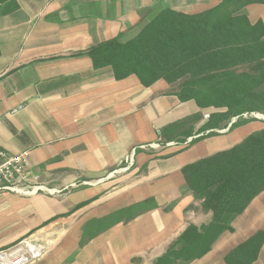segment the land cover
I'll list each match as a JSON object with an SVG mask.
<instances>
[{
	"label": "crops",
	"instance_id": "obj_1",
	"mask_svg": "<svg viewBox=\"0 0 264 264\" xmlns=\"http://www.w3.org/2000/svg\"><path fill=\"white\" fill-rule=\"evenodd\" d=\"M15 1L18 8L0 16V148L27 153L31 182L51 193L1 196L0 251L28 239L47 244L36 264H156L189 226L212 221L188 191L183 168L233 148L264 123L217 131L194 145L198 136L175 138L157 152L167 127L205 111L181 102L164 80L148 88L136 76L117 81L85 53L135 36L161 11L197 15L222 0ZM245 13L252 24L264 23L263 4ZM130 154L135 165L124 171ZM139 204L144 210L133 218H118ZM232 227L190 264H228L240 246L264 235V193ZM253 264H264V244Z\"/></svg>",
	"mask_w": 264,
	"mask_h": 264
},
{
	"label": "trees",
	"instance_id": "obj_2",
	"mask_svg": "<svg viewBox=\"0 0 264 264\" xmlns=\"http://www.w3.org/2000/svg\"><path fill=\"white\" fill-rule=\"evenodd\" d=\"M254 4L264 5V0H222L197 15L164 10L142 21L135 36L120 35L85 54L96 69L110 67L117 81L136 76L148 88L164 80L178 88L181 102L194 101L201 111L210 110L195 135L181 133L189 120L161 133L165 143L198 136L194 145L217 131L231 133L261 121L250 117L254 114L264 116V23L252 24L245 13ZM17 8L15 0H0V16ZM182 172L188 191L202 202L204 212L212 213V221L189 226L156 264H190L207 255L225 232L234 231L232 223L264 193V128ZM143 210L139 204L119 212L118 218L131 219ZM263 244L264 235L257 234L228 256V264L255 263Z\"/></svg>",
	"mask_w": 264,
	"mask_h": 264
},
{
	"label": "built area",
	"instance_id": "obj_3",
	"mask_svg": "<svg viewBox=\"0 0 264 264\" xmlns=\"http://www.w3.org/2000/svg\"><path fill=\"white\" fill-rule=\"evenodd\" d=\"M209 118V115L206 116ZM247 117V116H245ZM235 121V120H234ZM133 156L127 162L133 163ZM28 154L11 155L0 148V198L11 193L29 197L39 192L51 193V190L39 184H33L28 174ZM47 253V245L24 240L18 245L0 251V264H36L35 254Z\"/></svg>",
	"mask_w": 264,
	"mask_h": 264
},
{
	"label": "rangeland",
	"instance_id": "obj_4",
	"mask_svg": "<svg viewBox=\"0 0 264 264\" xmlns=\"http://www.w3.org/2000/svg\"><path fill=\"white\" fill-rule=\"evenodd\" d=\"M210 110L209 111H205V114H202V115H195V116H193V117H190L188 120L189 121H187L188 123H187V125L181 130V133H184V132H192L193 130V128H194V125H196V124H200V123H202V122H205V121H207L208 120V118L206 117L207 115H210ZM249 116H247V117H245V118H248ZM250 117H253V118H264V116H261V115H252V116H250ZM202 118V120H199V119H201ZM237 120V119H236ZM235 120V121H236ZM199 121V122H198ZM235 121H233V123L235 122ZM261 121H263L264 122V120L263 119H261ZM186 134V133H185ZM180 137V136H179ZM165 142H166V139L163 137L162 139H161V141H159V143L161 144L160 145V147H157V149H158V151L157 152H161L162 150H164V148H163V144H165ZM147 149H150V148H147ZM132 156V154H130L127 158H126V163H124V166H123V169H124V171H127V170H132V168L134 167V165H135V154H134V156H133V163H130V162H127V160H128V158L129 157H131ZM123 169H121V170H119L120 171V175L119 176H123ZM125 175V174H124ZM24 240H26V239H22L21 241H19L17 244H15V245H18L19 243H21L22 241H24ZM36 243H38V242H36ZM40 244H43V243H40ZM47 245V244H46ZM13 247V246H12Z\"/></svg>",
	"mask_w": 264,
	"mask_h": 264
},
{
	"label": "bare ground",
	"instance_id": "obj_5",
	"mask_svg": "<svg viewBox=\"0 0 264 264\" xmlns=\"http://www.w3.org/2000/svg\"><path fill=\"white\" fill-rule=\"evenodd\" d=\"M42 259V254H35V261H40Z\"/></svg>",
	"mask_w": 264,
	"mask_h": 264
}]
</instances>
